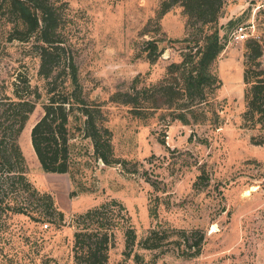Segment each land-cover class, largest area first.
I'll return each instance as SVG.
<instances>
[{
	"label": "rangeland",
	"instance_id": "374dc122",
	"mask_svg": "<svg viewBox=\"0 0 264 264\" xmlns=\"http://www.w3.org/2000/svg\"><path fill=\"white\" fill-rule=\"evenodd\" d=\"M65 1L64 38L83 89L103 100L113 151L137 160V169L93 158L86 137L75 139L85 162L73 169V176L43 169L29 140L30 125L42 111L37 101L18 142L27 177L39 190L51 193L63 217L11 212L2 218L0 264H72L71 216L111 197L126 208L135 241L126 256L118 229L108 264H264V142L252 141L264 136V129L242 124L245 38L232 36L235 24L251 23L247 36L264 47V0H222L217 19L222 48L215 63L221 122L215 128L171 118L164 106L135 116L127 104L109 97L135 75L139 84L156 80L168 61L179 58L178 42L170 38L181 36L186 27L181 4H171L158 17L157 29L153 17L160 0ZM151 35L161 36L164 48L148 61L140 45ZM4 44L0 74L10 77L19 70L40 83L36 56L26 54L27 44L17 39ZM261 59L264 66V51ZM152 227L161 235L154 246L144 247L140 240ZM180 232L188 241L202 233L196 251Z\"/></svg>",
	"mask_w": 264,
	"mask_h": 264
},
{
	"label": "trees",
	"instance_id": "16d2710c",
	"mask_svg": "<svg viewBox=\"0 0 264 264\" xmlns=\"http://www.w3.org/2000/svg\"><path fill=\"white\" fill-rule=\"evenodd\" d=\"M175 2L182 5L186 25L181 36L170 38L178 42L179 58L168 61L156 80L139 84L135 75L127 87L113 90L109 97L127 104L135 116L144 117L148 109L164 106L171 118L208 123L215 128L221 122L216 99L220 78L215 63L222 48L217 28L222 0H160L153 17L157 29L158 17ZM65 4V0H0V48L14 39L25 42L26 54L36 56L35 73L40 78V83L31 82L29 74L19 70L10 77L6 76L8 73L0 74V222L11 212L26 213L33 218L63 217L51 193L39 190L27 177L18 142V135L37 101L42 111L30 125L29 140L43 169L68 171L73 176V169L85 162L76 148V137L88 139L93 158L106 164L117 162L124 170L137 169V160L119 157L113 151L103 100L88 96L83 89L64 38ZM147 31L148 28L142 30ZM244 38L240 116L243 125L264 129L261 59L264 47L253 36ZM160 39L161 36L151 35L141 40L140 50L148 61L155 60L162 52L164 45L159 44ZM252 141L264 142V136ZM70 223L74 228L72 264H108V250L118 229L126 256L135 241L129 214L114 197L74 212ZM159 233L156 228H150L140 244L154 246L153 240ZM182 235L188 246L196 245V251L202 233L190 241L187 235ZM123 261L116 264H127Z\"/></svg>",
	"mask_w": 264,
	"mask_h": 264
},
{
	"label": "built area",
	"instance_id": "2783aa9c",
	"mask_svg": "<svg viewBox=\"0 0 264 264\" xmlns=\"http://www.w3.org/2000/svg\"><path fill=\"white\" fill-rule=\"evenodd\" d=\"M258 3H255V7H258ZM251 28V23H237L232 28V36L235 39H242L248 35V29Z\"/></svg>",
	"mask_w": 264,
	"mask_h": 264
},
{
	"label": "water",
	"instance_id": "95a60500",
	"mask_svg": "<svg viewBox=\"0 0 264 264\" xmlns=\"http://www.w3.org/2000/svg\"><path fill=\"white\" fill-rule=\"evenodd\" d=\"M100 160V159H99ZM101 161V160H100Z\"/></svg>",
	"mask_w": 264,
	"mask_h": 264
}]
</instances>
